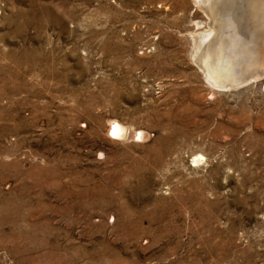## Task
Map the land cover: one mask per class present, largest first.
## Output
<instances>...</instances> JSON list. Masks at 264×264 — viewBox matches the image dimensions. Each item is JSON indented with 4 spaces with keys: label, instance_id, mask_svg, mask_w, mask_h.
<instances>
[{
    "label": "rangeland",
    "instance_id": "374dc122",
    "mask_svg": "<svg viewBox=\"0 0 264 264\" xmlns=\"http://www.w3.org/2000/svg\"><path fill=\"white\" fill-rule=\"evenodd\" d=\"M195 1L0 0V264H264V77L204 82Z\"/></svg>",
    "mask_w": 264,
    "mask_h": 264
},
{
    "label": "water",
    "instance_id": "95a60500",
    "mask_svg": "<svg viewBox=\"0 0 264 264\" xmlns=\"http://www.w3.org/2000/svg\"><path fill=\"white\" fill-rule=\"evenodd\" d=\"M217 28L220 47L210 50L207 48L210 38H199L195 44V57L191 59L204 82L215 90L229 91L262 79L264 35L260 33L261 28L236 16L229 18L226 27L220 24Z\"/></svg>",
    "mask_w": 264,
    "mask_h": 264
},
{
    "label": "bare ground",
    "instance_id": "6f19581e",
    "mask_svg": "<svg viewBox=\"0 0 264 264\" xmlns=\"http://www.w3.org/2000/svg\"><path fill=\"white\" fill-rule=\"evenodd\" d=\"M201 3L202 9L210 18L209 30L202 32L196 41L200 39L210 40L207 43V48L212 50L213 48L218 49L220 44L218 42V28L217 26L226 27L229 23L231 16L238 18L241 17L248 21L249 25L259 26L260 33L264 35V0H196ZM195 1V2H196ZM206 9V10H205ZM208 13H207V12ZM217 25V26H216ZM254 27V26H253ZM217 37V39H216ZM196 44V42H195ZM195 57L194 53L192 55ZM112 134H121L124 132L122 126L116 122L112 123L109 128Z\"/></svg>",
    "mask_w": 264,
    "mask_h": 264
}]
</instances>
